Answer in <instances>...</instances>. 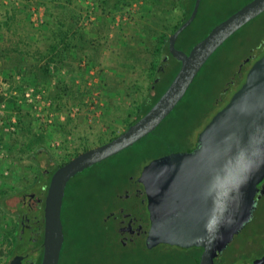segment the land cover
I'll return each mask as SVG.
<instances>
[{
  "label": "rangeland",
  "instance_id": "rangeland-1",
  "mask_svg": "<svg viewBox=\"0 0 264 264\" xmlns=\"http://www.w3.org/2000/svg\"><path fill=\"white\" fill-rule=\"evenodd\" d=\"M54 1L58 8L60 2ZM250 1L207 0L204 21L192 27L187 36L189 39L183 40V45L198 42L210 27ZM74 5L80 13L79 27L90 43L103 46L100 51L90 46L83 51L75 48L70 52L61 51L46 63L39 61L37 53L45 52L50 32L47 0H0V25L5 22L7 11H19V22L11 24L12 30H0V199L1 204L6 199L8 205L7 213L0 208V264H9L11 255L18 250L19 229L14 218L21 212L20 201L28 193L23 189L36 173V168L26 163L27 155L20 157L29 145L31 135L40 139L43 150L48 151L43 159H53L58 166L68 163L86 148L100 146L121 135L136 119L137 106L152 83L146 72H139L142 68H125L122 61L128 45L148 47L143 24L151 25L150 4L146 0H128L112 9L113 3H109L105 13L104 0H75ZM180 18L181 15L176 16L178 22ZM102 24L106 25V32L99 36L94 29ZM263 31L264 14L243 27L214 54L190 94L153 136L72 179L69 196L86 191L93 195L97 204L104 200L116 202L127 183L137 178L167 147L156 138L165 137L170 147L194 146L200 132L242 85L238 82L240 67L246 65L245 76L254 62H246L248 58L256 55L257 59L264 54V39L259 44ZM19 39L23 46L16 49ZM18 52L29 54L33 72L19 69L13 62L12 55L16 57ZM165 63L169 70L161 91L170 84L179 68L169 59ZM42 66L47 67L46 75L39 70ZM191 112L195 115L187 124L183 123L182 116ZM29 126L30 132H27ZM69 202L68 198L66 205L70 210ZM69 210L66 214L68 227L71 226ZM96 210L100 221L104 212L100 208ZM99 221H96L98 225ZM96 223L90 229L88 227L87 234L97 229ZM72 238L68 243L71 244ZM79 247L84 250V245ZM79 258L77 262L75 260L76 264L84 262L83 255ZM73 259L70 247L68 253H63L62 264H73ZM112 264H119V260Z\"/></svg>",
  "mask_w": 264,
  "mask_h": 264
},
{
  "label": "water",
  "instance_id": "water-1",
  "mask_svg": "<svg viewBox=\"0 0 264 264\" xmlns=\"http://www.w3.org/2000/svg\"><path fill=\"white\" fill-rule=\"evenodd\" d=\"M202 0L190 18L169 39L170 55L181 63L174 80L150 111L121 135L80 153L51 177L44 204V249L41 264H59L65 242L63 207L72 179L91 170L156 132L183 101L212 56L237 32L264 14V0H251L217 24L189 53L179 50V36L195 21ZM168 60V58H166ZM246 182L233 193L228 215L235 222L221 227L211 240L205 230L217 198H223L245 168ZM264 180V55L245 82L200 132L196 148L172 152L151 161L138 181L147 196L153 242L205 249L201 264H214L253 216L259 185ZM16 257L9 264H21Z\"/></svg>",
  "mask_w": 264,
  "mask_h": 264
},
{
  "label": "trees",
  "instance_id": "trees-1",
  "mask_svg": "<svg viewBox=\"0 0 264 264\" xmlns=\"http://www.w3.org/2000/svg\"><path fill=\"white\" fill-rule=\"evenodd\" d=\"M146 1L148 4H150L151 14H152L151 21H150L151 25L148 24V22L143 24V31L146 32L148 36V40H147L148 47L147 49H145L138 45L136 47H132L128 45L124 53V58H122V61H123V64L125 65V68L132 67L138 70L139 68H142L139 72H143V71L144 73L146 72L147 73L146 76L148 80H151L152 83H150V85L148 86L145 97L142 98L141 102L137 106L136 119L130 122V124L128 125V128L131 125L135 124L138 120H140L150 111V109L157 103L160 97L168 89V87L174 80L175 76L179 72L181 68V63L178 62L176 59H174L170 55L169 39L176 32V30L179 29L190 18L192 11L194 9L195 2H196V0H146ZM54 2H55L54 0H47L48 9H49L48 17H47L49 21L47 23V26L49 27L50 32H49V36L47 39V43L45 45V52L43 54L41 52L37 53L38 56H40L39 61L45 60L46 63H49V61H51L54 55L56 56L59 55L58 52H61V51L70 52L74 48L77 50L83 51L89 48L88 46H90V48L93 47L92 48L93 50L100 51L103 45L101 46L100 43L98 44L90 43L91 41L88 40L86 33H84L81 27H79L78 19L80 18V13H79V9H77V7L74 5L75 0H57V2H60V5L58 8H56L57 6H55ZM125 2L127 3L128 0H104L103 12L104 13L107 12L105 6L108 5L109 3H113L112 9H115V8H119V3L124 4ZM206 5H207V0H202L201 6H200V9H199V12H198V15L195 21L192 23V25L189 28H187L179 36L176 42V47L179 50L189 53L190 50L194 47V45L199 43L210 32L212 28H214L217 24L225 20L224 19L220 21L219 23L210 27L206 31L204 36L198 42L190 46L183 45L182 41L189 39V37L187 36H188V33L191 32L192 27H194V25L198 24L199 22L204 21L206 17ZM17 12L19 11L15 9H14V12L13 11L6 12L7 16H6L5 22L0 25V30L2 29L10 30V31L12 30L10 27L11 24L16 23V21L19 22L17 20ZM174 13L176 14L175 16H173ZM177 15H181L179 22L176 19ZM94 30L96 34H98L99 36H102L103 33L106 32L105 31L106 25L102 24L99 28H96ZM3 32L5 33V31ZM24 38H28V37L25 36ZM263 39H264V31H263V38L261 39L259 44L262 42ZM20 40L21 39H19L18 41L17 47H15L16 49H18L19 46L21 45L19 44ZM22 46L23 45H21L20 48H22ZM20 53L16 55V57L15 55L14 56L12 55L13 62L16 65H18L19 69L25 68L28 72H33L31 62L28 60L29 54H26V53L20 54ZM166 58H168L170 61L177 63L179 65V68L176 72V75L171 80L170 84L166 86L164 91H161L160 90L161 84L163 82L164 77L166 76V73L169 70V68H166L167 67V63H165ZM39 61H36V62H39ZM208 62L206 63V65L208 64ZM206 65L204 66V68L206 67ZM204 68L201 70L200 74L197 76L195 82L192 84L185 98L190 94L193 86L196 84L197 80L200 78ZM39 70L42 74H43V71H44V75L47 74L46 66L39 67ZM132 74H136V73L132 72ZM184 100L185 99H183V101ZM183 101L177 106L175 111L163 122V124L176 112V110L181 106ZM201 105L202 103L199 104V106ZM198 113H200V111H198ZM193 115H195V112H191L189 115H183L181 118L182 122L187 124ZM128 128H126V130ZM27 132H30V126L27 129ZM154 133L151 135L153 136ZM151 135H149L148 137H150ZM116 137L118 136H115L114 138ZM31 138L32 139L29 142V145L26 147L24 152H22V155L20 157H22L23 155H27L26 163L29 164L30 166H34L36 168V173H35L34 178H32V181L30 182V184L23 189V192L25 191L29 192L31 191V189H33L35 186L39 184L41 185L45 184L46 189H47L52 175L60 167H62L63 165L67 163L66 162L58 166L56 165L53 159H43L48 155V151L46 149L43 150V147L39 143L40 139H36L34 135H31ZM156 141L159 142L160 144H164L165 146H167L165 150L163 151V153L158 155L156 158H160L172 152L187 151L188 149L192 148V146H188V145L183 147L182 149H180L179 146L170 147L168 146L167 139L165 137H158L156 138ZM89 149L91 148H86L84 152ZM79 154L80 153H77L76 156ZM45 165L52 166V168L48 169L47 166ZM71 182L69 183L67 187L66 196L64 200V207H63L64 232H65L66 237L68 236L82 237V236H86L90 234V231H88V234H87L88 227L90 229L91 225L95 224L96 221H99L97 220L98 218L96 215L99 211H97L96 209L100 208L101 212H104L105 214V209L109 205L110 202L108 200L106 201L104 200V201H99L97 204L93 195L86 191L82 193L76 192L75 193L76 195L74 194L73 196H69V186ZM14 195L15 193L13 194V196ZM68 198L70 201L69 202L70 210H69L68 205H66V200ZM1 200L2 199H0V208L3 209L4 213H7L8 205L5 202L6 199L2 201V204H1ZM68 210L70 211V214H71V226L70 227L66 226V218H67L66 214ZM14 219L16 220V218ZM84 232H86V234ZM16 253H17V250L14 252V254L11 255V258L14 257ZM42 256H43V252L40 257V264L42 261Z\"/></svg>",
  "mask_w": 264,
  "mask_h": 264
},
{
  "label": "flooded vegetation",
  "instance_id": "flooded-vegetation-1",
  "mask_svg": "<svg viewBox=\"0 0 264 264\" xmlns=\"http://www.w3.org/2000/svg\"><path fill=\"white\" fill-rule=\"evenodd\" d=\"M255 56L246 62L254 61L253 65L263 55H258L257 59ZM245 66L240 67L238 74V82L242 84L248 73L243 75ZM196 145L197 141L187 151L195 149ZM141 173L127 183L126 190L116 202L106 207L99 225L95 222L96 230H90L87 236L73 237L71 244L68 243L71 237L65 236L59 264H62L63 253H68L70 247L71 253H74L73 264L81 259L80 255L84 256V262L79 264H112L117 260L119 264H201L205 252L202 246L184 247L153 242L154 239L149 236L151 220L144 186L138 181ZM46 193V185L39 184L20 201L21 212L15 216L19 229L18 250L12 259L22 258L21 264H40L44 249ZM255 198L257 202L251 220L228 247L218 253L214 264H264V180ZM79 245H84L83 251Z\"/></svg>",
  "mask_w": 264,
  "mask_h": 264
},
{
  "label": "clouds",
  "instance_id": "clouds-1",
  "mask_svg": "<svg viewBox=\"0 0 264 264\" xmlns=\"http://www.w3.org/2000/svg\"><path fill=\"white\" fill-rule=\"evenodd\" d=\"M252 167L253 165L250 164L243 170L236 184L228 193L224 194L222 199L219 197L217 198V201L214 205L213 215L207 220L205 224V230L209 237V242H211V240L219 238L218 233L221 227H230L235 222L234 217L228 215L229 203L233 198V193L236 194L237 198L239 197V190L246 182L247 175L251 172Z\"/></svg>",
  "mask_w": 264,
  "mask_h": 264
}]
</instances>
